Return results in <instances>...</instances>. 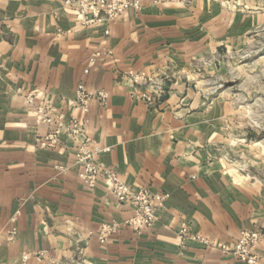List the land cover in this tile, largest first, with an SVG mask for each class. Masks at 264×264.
<instances>
[{
	"label": "crops",
	"instance_id": "crops-1",
	"mask_svg": "<svg viewBox=\"0 0 264 264\" xmlns=\"http://www.w3.org/2000/svg\"><path fill=\"white\" fill-rule=\"evenodd\" d=\"M64 1L0 0V264H243L219 247L244 230L264 235V136L221 90L220 52L247 44L264 16L238 0H136L113 23L81 27ZM156 82L160 97L141 101ZM79 85L92 95L87 111ZM41 107L83 123L85 136L41 146L54 130L37 121ZM84 139L106 149L97 161L125 185L167 195L150 229L97 241L100 225L133 207L104 180H80ZM182 227L208 244L189 237L182 247ZM254 252L264 264V240Z\"/></svg>",
	"mask_w": 264,
	"mask_h": 264
},
{
	"label": "built area",
	"instance_id": "built-area-1",
	"mask_svg": "<svg viewBox=\"0 0 264 264\" xmlns=\"http://www.w3.org/2000/svg\"><path fill=\"white\" fill-rule=\"evenodd\" d=\"M65 5L74 6L78 13V23L81 27H89L99 24L103 21L113 23L117 21L130 8L138 7L136 0H65ZM107 33V32H106ZM128 80L131 83H148L144 73H129ZM151 93H144L138 98L146 103L153 102L163 93V86L159 82L152 83ZM77 103L85 110H88V102L92 95L87 93L83 85L77 87ZM97 100L99 104L104 105L107 100L106 94L98 92ZM39 113L43 114L37 121L54 126L53 132L41 141L40 145L53 148L58 145V137L66 134L74 139L85 136V126L83 123L72 119L65 123L64 115L57 114L48 116L44 108H39ZM106 149L92 147L88 139L82 140L76 149V161L80 167L78 177L89 188H94L96 182L104 180L108 185L111 195L115 198L121 207L132 205L133 210L129 218L124 221H108L103 223L96 230V239L100 244L106 243L111 237L117 234L121 229L127 228L135 234H141L150 229L156 221V212L164 203L167 195L164 193L153 192L149 188L131 189L120 179L119 174L113 169H109L100 164L96 157ZM15 217L10 219L12 226L8 230L7 239L12 241L16 236L14 227ZM178 238L183 247L187 238L198 239L206 244L208 241L199 237L188 235L186 227L178 231ZM264 240V235L259 231H241L235 245L231 248L221 245L219 249L223 254L232 255L243 264H259V257L255 254L256 245ZM79 250V249H78ZM27 256L23 259L26 260ZM79 264V263H78Z\"/></svg>",
	"mask_w": 264,
	"mask_h": 264
},
{
	"label": "rangeland",
	"instance_id": "rangeland-1",
	"mask_svg": "<svg viewBox=\"0 0 264 264\" xmlns=\"http://www.w3.org/2000/svg\"><path fill=\"white\" fill-rule=\"evenodd\" d=\"M239 6L264 16V0H247V3L238 0ZM248 39L240 48L221 50L222 72L218 84L232 97L239 116L245 119L241 124L248 131L264 136V22L248 34ZM259 139L264 141L263 137Z\"/></svg>",
	"mask_w": 264,
	"mask_h": 264
}]
</instances>
